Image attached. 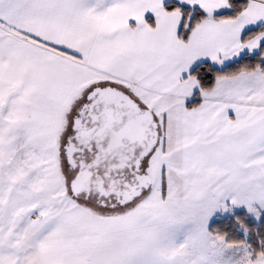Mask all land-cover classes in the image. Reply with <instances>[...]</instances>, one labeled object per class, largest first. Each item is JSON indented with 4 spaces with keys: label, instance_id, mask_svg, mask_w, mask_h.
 <instances>
[{
    "label": "snow or ice",
    "instance_id": "1",
    "mask_svg": "<svg viewBox=\"0 0 264 264\" xmlns=\"http://www.w3.org/2000/svg\"><path fill=\"white\" fill-rule=\"evenodd\" d=\"M0 264H264V0H0Z\"/></svg>",
    "mask_w": 264,
    "mask_h": 264
}]
</instances>
